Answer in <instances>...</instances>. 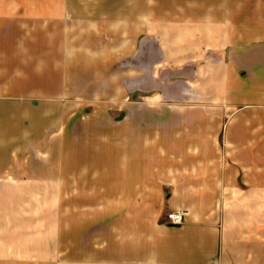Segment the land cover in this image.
I'll return each instance as SVG.
<instances>
[{
  "label": "crops",
  "instance_id": "0c3cea01",
  "mask_svg": "<svg viewBox=\"0 0 264 264\" xmlns=\"http://www.w3.org/2000/svg\"><path fill=\"white\" fill-rule=\"evenodd\" d=\"M109 1L148 99L127 110L141 156L110 172L109 264H264V0Z\"/></svg>",
  "mask_w": 264,
  "mask_h": 264
},
{
  "label": "rangeland",
  "instance_id": "374dc122",
  "mask_svg": "<svg viewBox=\"0 0 264 264\" xmlns=\"http://www.w3.org/2000/svg\"><path fill=\"white\" fill-rule=\"evenodd\" d=\"M118 7L0 0V264H109L110 172L141 156L127 110L148 100L99 27Z\"/></svg>",
  "mask_w": 264,
  "mask_h": 264
},
{
  "label": "built area",
  "instance_id": "2783aa9c",
  "mask_svg": "<svg viewBox=\"0 0 264 264\" xmlns=\"http://www.w3.org/2000/svg\"><path fill=\"white\" fill-rule=\"evenodd\" d=\"M189 215V211L185 209L173 210L167 214L168 220L172 225H180L185 222L186 217Z\"/></svg>",
  "mask_w": 264,
  "mask_h": 264
}]
</instances>
